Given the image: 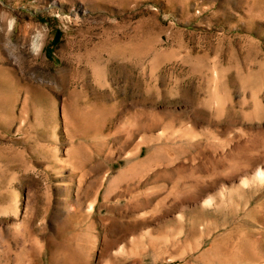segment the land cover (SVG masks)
I'll use <instances>...</instances> for the list:
<instances>
[{"label":"rangeland","instance_id":"374dc122","mask_svg":"<svg viewBox=\"0 0 264 264\" xmlns=\"http://www.w3.org/2000/svg\"><path fill=\"white\" fill-rule=\"evenodd\" d=\"M259 169L264 0H0V264H264Z\"/></svg>","mask_w":264,"mask_h":264},{"label":"bare ground","instance_id":"6f19581e","mask_svg":"<svg viewBox=\"0 0 264 264\" xmlns=\"http://www.w3.org/2000/svg\"><path fill=\"white\" fill-rule=\"evenodd\" d=\"M252 179L254 180H263L264 179V171L259 169L256 173H254ZM247 179L242 180V184L245 185L247 183Z\"/></svg>","mask_w":264,"mask_h":264},{"label":"clouds","instance_id":"9594fccd","mask_svg":"<svg viewBox=\"0 0 264 264\" xmlns=\"http://www.w3.org/2000/svg\"><path fill=\"white\" fill-rule=\"evenodd\" d=\"M11 23V22H10Z\"/></svg>","mask_w":264,"mask_h":264}]
</instances>
